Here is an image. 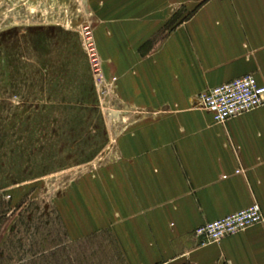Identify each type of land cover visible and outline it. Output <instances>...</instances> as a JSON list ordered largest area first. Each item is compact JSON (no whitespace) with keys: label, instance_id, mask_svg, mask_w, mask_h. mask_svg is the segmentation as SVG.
<instances>
[{"label":"crops","instance_id":"0c3cea01","mask_svg":"<svg viewBox=\"0 0 264 264\" xmlns=\"http://www.w3.org/2000/svg\"><path fill=\"white\" fill-rule=\"evenodd\" d=\"M87 4L106 77L138 113L117 131L100 194L76 192L77 219H90L70 231L113 232L125 264H264V223L219 244L194 236L254 204L264 215V106L225 124L192 108L207 89L247 75L264 86V0Z\"/></svg>","mask_w":264,"mask_h":264},{"label":"rangeland","instance_id":"374dc122","mask_svg":"<svg viewBox=\"0 0 264 264\" xmlns=\"http://www.w3.org/2000/svg\"><path fill=\"white\" fill-rule=\"evenodd\" d=\"M40 2L0 0V264H125L113 232L70 227L86 226L76 192L100 194L117 131L138 110L119 100L117 78L94 75L87 0Z\"/></svg>","mask_w":264,"mask_h":264},{"label":"built area","instance_id":"2783aa9c","mask_svg":"<svg viewBox=\"0 0 264 264\" xmlns=\"http://www.w3.org/2000/svg\"><path fill=\"white\" fill-rule=\"evenodd\" d=\"M80 35L94 75L97 79L98 77L103 79V75L101 76L103 63L98 51L93 23L86 20ZM194 102L197 109L212 114L215 123L225 124L233 118L263 107L264 86L258 83L255 76L247 75L227 84L207 89L198 95ZM262 223L261 208L258 204H254L248 209L198 227L194 231V236L203 245L218 244L228 237Z\"/></svg>","mask_w":264,"mask_h":264}]
</instances>
